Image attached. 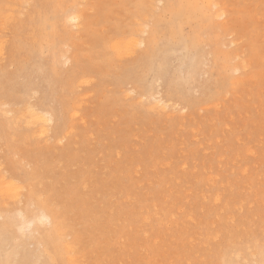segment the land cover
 Returning <instances> with one entry per match:
<instances>
[{"label":"rangeland","instance_id":"rangeland-1","mask_svg":"<svg viewBox=\"0 0 264 264\" xmlns=\"http://www.w3.org/2000/svg\"><path fill=\"white\" fill-rule=\"evenodd\" d=\"M61 1L41 0L40 7L44 3L49 4L48 12L53 14L59 10ZM66 1L74 9L87 8L89 13L94 0ZM122 1L108 0L106 6L112 10V17L123 13L124 10L120 6L125 8L127 0L120 5ZM130 1L134 5V2ZM159 2L157 6L161 8L157 9L156 13H161L164 19L161 18L157 26L162 34L166 33L167 39L174 37V42L181 44L185 33L193 32L190 22L187 23V19L179 15L181 10L195 17L196 30L200 33H205L210 26L207 36H212L211 30L219 20L211 16L212 12L203 0H162L164 5ZM223 3L227 10L230 9L223 19L228 17L227 20H235L234 33L225 36L227 43L235 41L225 49L232 50L243 46L238 52L246 53L249 65L233 75L222 95L211 101H203L200 93H195L197 89L192 88L190 80L186 86L191 90L190 93L197 104L190 105L183 113H158L141 108L133 95H129L131 83H126L123 87L125 90L120 91L118 82L114 79L120 70L136 60V55L119 58L115 57V52L110 49L113 59L105 71L109 78L108 84L103 87V91L111 99L110 103L109 99L106 105L103 103L101 93L97 94L100 90L95 92L92 84H77L75 95L79 98L75 99L76 106L72 105L69 111L79 110V100H84L80 101V104L86 102L82 103L77 117L72 120L77 125L66 141L62 143L59 139L57 141L55 138L47 139L39 134L33 135L26 127H21L17 132L22 143L16 144L17 155L7 158L5 165L13 170L25 185L33 184L32 188L37 189L39 193L53 192L58 207L61 211L64 210L66 218L73 226L70 228L71 235L68 239H71L76 231L82 235L83 242L77 246L83 256L80 259L82 264H219V248L229 246V239L234 240L232 236H236L235 241L242 240V245L248 247L249 251L253 248L249 247L251 239L264 237V64L261 63V60H264V0H223ZM134 8L135 5L132 9ZM124 14L128 15V9ZM169 18L170 20H167ZM46 19V16L42 20L38 19V24L40 22L45 25ZM109 24L101 22L98 28L102 29L101 25L103 28L104 25L109 27ZM168 25H173L175 35L171 36L173 32L168 34L171 30ZM5 28H0L1 37L6 42L13 40L14 31L11 26ZM23 32L21 37L26 38V45L34 42L42 45V42H33L32 39L30 42V33H21ZM123 38L124 36L120 37ZM202 40L206 49L205 38L202 37ZM254 40L257 43L256 53H252L249 48V44ZM194 44L195 48H200L197 43ZM22 52V56L27 58L26 52ZM6 54L0 56V63L4 62L2 57L5 58ZM177 63L175 61L174 69ZM13 69H8L5 83L1 86L15 87L11 81ZM174 73L175 70L171 75ZM194 90L196 91L193 92ZM2 119L7 117L1 116L0 120ZM251 148L253 152L248 150ZM37 171L40 175H36ZM24 173L28 175L27 180L22 177ZM208 176H212L215 183L210 182ZM36 180L41 183L37 185ZM160 182L162 185H158ZM195 184H199L200 189ZM202 189L205 196L201 194ZM216 192L222 196L220 202L213 199ZM25 193L26 188L22 189L20 200L24 199ZM136 200V205L144 206L140 211L145 213L146 208L152 209L154 204L158 203L169 206L174 214L170 215V218L166 217L167 221L162 215H159L162 218L158 221L153 214V218L144 226L149 231L143 233L140 225L138 231L135 227L137 224L131 225L127 222V212L135 208ZM223 202L226 205L228 202L233 210L223 207L226 206ZM21 203L19 200L7 202L9 208H16ZM220 207L225 209V212ZM114 209H125V212L122 215L115 213L119 215L120 222H115L116 225L113 223L112 227L107 220L111 218L109 214H112ZM228 214H232L231 221H228ZM91 217L94 218L93 224L89 223ZM98 221L104 223L99 232L108 226L113 230L123 229L125 223L127 227L130 225L126 227V238L124 233L119 232L117 236L120 237L113 247L107 242L110 235L100 233L98 241L95 242L89 231L98 225ZM224 228L227 232L232 231L230 236ZM216 231L221 232V242H217V235L213 236L218 234ZM127 235L136 236L138 239L132 242V238L127 240ZM238 236H242V239H237ZM211 237L213 239L207 244L206 240ZM147 238L151 241V246L157 240L158 243L154 242V247L152 246L154 251L143 246ZM191 240H195L192 241L194 245L190 244ZM130 242L134 246H131ZM159 243L160 249L157 248ZM206 244L209 246L206 247ZM145 252L148 254H144ZM64 261L68 263L66 258Z\"/></svg>","mask_w":264,"mask_h":264},{"label":"bare ground","instance_id":"bare-ground-1","mask_svg":"<svg viewBox=\"0 0 264 264\" xmlns=\"http://www.w3.org/2000/svg\"><path fill=\"white\" fill-rule=\"evenodd\" d=\"M132 1L135 5L134 9H132L134 5L130 0L126 1L125 8L122 5L125 0L121 2L120 5L122 6L120 8L122 7L121 9L125 12L128 9V15H123V11L121 14L114 15L117 17L115 19L114 16H111L112 10L106 6L108 0H94L92 7H90L93 11L90 10L89 13H87L89 11L86 10L87 8L76 7L74 9V7L68 5V1L62 0L59 10L53 14L48 12L49 4L43 2L44 4L40 7L41 0H0V28L10 25L14 31L13 40H7V42L0 34V56L7 53L5 58L2 57L4 62L0 63V117H7V119L0 120V264H82L80 259L83 256L79 247H77L83 242L82 235L76 231L75 235L68 239V236L71 235L70 228L73 226L66 218L64 210L61 211L58 207L53 192L42 191L39 193L36 191L37 189L32 188L33 184L25 185L13 170L6 167L5 162L7 158H11L14 154L17 155L15 146L22 143L18 138L19 136H17L19 135L17 132L21 127H26L33 135L39 134L47 137V139L55 138L57 141L59 139L62 143L69 138L77 125L72 120L77 117L83 103L80 104L83 99H78L79 103L77 104L80 106H77L79 110L69 111L72 105L76 106L75 99L78 95H75V89L77 84L82 85L85 82L88 85L92 84L95 92L100 90L97 94L101 93L103 103L107 104L109 98L106 92L103 91V87L108 84L109 78L105 71L108 70V65L113 59L110 55V49L115 52V57L119 58L136 55V60L120 70L118 76L114 78L118 82V89L124 91L123 87L126 86V83H131L129 95H133L141 108L158 113L173 114L176 111L183 113L190 105L197 104L190 93L191 90L186 86L188 81L192 80V88L197 89L193 92L200 93L201 100L211 101V99L213 100L225 92L233 75L243 71L249 65L246 53L238 52V50H242L243 46L232 50L225 49L235 41L232 40L227 43L225 39L226 35L234 33L233 22L235 20H227L228 17L223 19L230 10H227L223 0H203L211 10V16L219 20L211 30V37L207 36L210 26L206 29V34L204 32L200 33L196 30L195 17L189 16L184 10L180 11L179 15L187 19L186 22H190L193 26V32L191 31L190 34L186 32L181 44L175 43V38L171 37L176 34L173 25L172 27L168 25L171 28L168 34L173 32L170 39H167L165 37L166 33L162 34L157 26L159 20L164 19L161 17V13H156V10L161 8L157 6L160 0ZM177 1L181 2L182 0ZM162 5H164L163 2ZM167 11H171V9H167ZM45 16L47 17L46 24L42 25L40 22L38 24V19L42 20ZM167 20H170V18ZM101 22L110 23V26L104 25L103 28V25H101L100 28L102 29H99L98 25ZM106 27H108V30ZM19 29L28 32V34L30 33V42L32 39L33 42L34 40L39 43L42 42V45H37L35 42L26 45V38L21 37L24 32L21 33L22 31L20 32ZM121 36H124V38L120 39ZM202 37L205 38L206 49ZM194 42L200 46L199 49L195 48ZM249 48L252 53H256L257 43H255V40L249 44ZM22 50L26 52L27 58L24 55L22 56ZM174 60L178 62L175 69ZM261 63L264 64V60H261ZM10 67L14 68L11 81L15 87L5 88L1 85H4V78ZM174 70V75H171ZM250 78L253 79L251 76ZM183 99L186 101H183ZM110 102L111 99H109ZM69 117L70 121H68ZM248 150L253 152L252 148ZM28 162L31 163L32 161ZM36 175H40L39 171ZM22 177L28 179L26 173ZM208 180L213 182L215 179L213 180L210 176ZM36 181L37 185L41 183L39 180ZM130 181L134 184L132 178H130ZM158 185H162V183L160 182ZM195 185L200 189L199 184ZM24 188L27 189V193H25L24 199L20 200ZM203 193L202 189L201 194L205 196ZM213 199L220 202L222 196L216 192ZM8 200H19L22 203L16 208H9ZM136 203H138V200L134 204L135 208L127 212V222L131 225L137 224L135 226L137 230L138 225H140L143 233L149 231L144 228L149 219L151 220L154 217L159 221V218L163 216L167 221L166 217L174 214L169 206H162L158 203L154 204L152 209L146 208L147 213H145L142 210L140 211L141 207L144 209V206L136 205ZM223 207L233 210L228 202ZM224 210L222 211L225 212ZM124 212L125 209L121 211L114 209L112 214H109L111 218L107 220L109 226L119 221V215ZM115 213H119V215ZM221 213L218 212V214ZM231 215L228 214L230 219L226 216L228 221H231ZM188 217L191 218L190 215ZM92 222H94L93 217L89 219V223L93 224ZM214 222L216 223V219ZM97 224L89 231L95 242L98 241L100 233L110 235L109 241H107L110 245L117 242L120 237V235L117 236L119 232L124 233V238H126L125 233L128 231L126 230V223L123 225V229L112 230L108 226L100 232L99 229L103 227L104 223L98 221ZM226 228H224V231L228 233L229 231L227 232ZM218 234L213 236L217 235L219 239L221 234ZM263 234L264 232H262V236ZM132 235H127L129 236L127 240L132 238V242H134L133 240L138 239V237H132ZM197 235L200 236L201 234ZM208 237H210L209 234ZM212 237L207 240L204 239L207 244L210 239L214 238ZM232 237H234V240L229 239V242H231L230 245L228 243L229 246L223 249L219 248L220 245L218 246L221 249L219 264H264V237L251 239L250 246L247 245L253 247H251V251L248 250V247L242 245V240L235 241L236 236ZM148 238L144 239L145 245L143 246L154 251L152 246L157 240L151 246L152 243ZM237 239H242V236H238ZM187 240L189 241V239ZM195 240H191L190 244L194 245ZM221 241L219 239L217 242ZM207 244L206 247L209 246ZM110 248L108 251L111 250ZM157 248L160 249V243ZM129 249L131 248L129 247ZM64 258L67 259L68 263H65Z\"/></svg>","mask_w":264,"mask_h":264}]
</instances>
